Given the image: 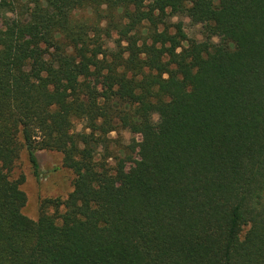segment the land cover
Instances as JSON below:
<instances>
[{"label":"trees","instance_id":"trees-1","mask_svg":"<svg viewBox=\"0 0 264 264\" xmlns=\"http://www.w3.org/2000/svg\"><path fill=\"white\" fill-rule=\"evenodd\" d=\"M0 264H264V0H0Z\"/></svg>","mask_w":264,"mask_h":264},{"label":"rangeland","instance_id":"rangeland-1","mask_svg":"<svg viewBox=\"0 0 264 264\" xmlns=\"http://www.w3.org/2000/svg\"><path fill=\"white\" fill-rule=\"evenodd\" d=\"M180 20L183 30L188 38H200V25L191 24L190 19L185 16H172L168 18L169 30H174V23ZM116 36H113L115 38ZM109 46L113 41H109ZM82 125L75 122V130H80ZM113 146L117 140L129 148L130 155L135 156L137 150L136 144L140 139V134L135 130L117 128L108 135ZM114 148V147H113ZM115 152V151H114ZM37 161L40 167V177L37 178L32 173V168L28 160L25 149L22 150L19 159L15 162L10 176L16 178L21 174L24 175V181L20 185L26 195V201L22 212L29 218L36 220L39 211V202L44 198L60 197L64 199L73 188V172L63 166L62 153L55 150H37ZM131 163V162H129ZM129 167L128 164L125 168ZM53 209L50 208L49 212Z\"/></svg>","mask_w":264,"mask_h":264}]
</instances>
